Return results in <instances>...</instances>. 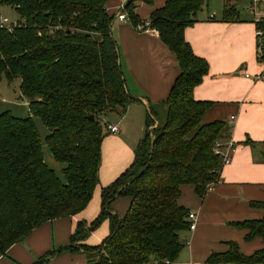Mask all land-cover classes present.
Segmentation results:
<instances>
[{"label":"trees","instance_id":"obj_1","mask_svg":"<svg viewBox=\"0 0 264 264\" xmlns=\"http://www.w3.org/2000/svg\"><path fill=\"white\" fill-rule=\"evenodd\" d=\"M156 1L126 0L123 11L137 32L158 34L179 74L163 116H158L163 121L148 107L133 161L101 189L93 222H78L68 244L57 251L82 254L83 264H174L190 224L189 211L178 203L181 188L189 185L203 199L220 181L223 166L212 148L215 141L229 140L231 127L226 121L203 123L211 103L195 100L193 90L207 75L208 64L184 38L207 0H165L147 22L140 19L136 3L152 7ZM107 2L0 0L19 17L9 28H0V80H19L28 107L25 119L0 114V256L43 224L75 217L87 208L99 183L106 120L122 117L135 102L125 87ZM236 16L225 8L221 20L235 22ZM33 118L49 132L45 144L53 160L65 165L63 180L44 162ZM123 197L129 208L119 217L112 205ZM250 206L264 210V203ZM105 221L108 236L99 245H87L91 232ZM231 225L245 232L246 241L264 242V216ZM42 257L34 264H45ZM206 262L264 264V247L244 255L228 242L225 252L213 253Z\"/></svg>","mask_w":264,"mask_h":264},{"label":"crops","instance_id":"obj_2","mask_svg":"<svg viewBox=\"0 0 264 264\" xmlns=\"http://www.w3.org/2000/svg\"><path fill=\"white\" fill-rule=\"evenodd\" d=\"M164 1L157 0L152 7L136 3V13L147 22L152 10L162 7ZM122 3L125 2L108 0L106 11L113 17L115 41L119 30H125L126 38L118 37L121 68L126 90L135 102L122 117L110 115L106 120L107 125L117 127L118 133L107 131L102 142L98 183L102 188L133 161L141 136L135 140L128 137L131 116L145 122L148 107L158 112L157 117L163 116L164 103L179 74L176 59L155 31L137 32L128 18L126 22L118 21ZM250 5L251 0H207L197 22L184 30L185 41L193 53L208 64L207 75L193 90L195 100L211 103L203 115V123L228 122L229 140L235 151L230 164L223 166L220 181L203 199L191 186L181 188L178 203L195 215V229L182 233L185 247L174 264H209L207 258L213 253L225 252L228 242L236 243L244 255L264 247L262 239L246 241L245 232L231 225L264 216V210L250 206V203H264V64L258 58ZM225 8L236 12L235 22L221 20ZM232 117L234 120L229 123ZM99 208L100 204H95L89 211L90 216L99 213ZM82 213L36 228L22 243L11 246L6 256H0V264H34L50 251L52 231L57 247H65ZM62 254H54L45 261L48 264L85 261L82 254H76L75 259ZM60 258L67 259L59 263Z\"/></svg>","mask_w":264,"mask_h":264},{"label":"rangeland","instance_id":"obj_3","mask_svg":"<svg viewBox=\"0 0 264 264\" xmlns=\"http://www.w3.org/2000/svg\"><path fill=\"white\" fill-rule=\"evenodd\" d=\"M240 12L242 13L244 12V10ZM0 19H7L8 24H12V23L17 22L19 20V17L14 10H12L11 8L7 6H3L0 8ZM115 28L116 27L112 28L113 37H114ZM118 34H119L118 37L121 36V38H126L124 29H120ZM118 37L116 35V42L119 47L120 56L122 57L119 42H118ZM19 84H20L19 80H14L11 84H9L5 78H2L0 80V114L4 112H9L12 116L16 118L25 119L28 117L27 101L24 97L21 96L19 92ZM158 120L160 122L163 121L162 117H158ZM33 122L35 124V127L37 129V132L41 140L45 164L47 165L49 169L55 172V174L57 175L59 179L63 180L62 169L65 167V165L53 160L45 144V138L49 133L48 130L45 128V126L42 124V122L38 118H33ZM127 134H128V137L132 138L133 140H135L137 136H141L140 138H142L144 135V120L142 119L139 120L135 115L131 116V120L128 121ZM101 188L102 187H100L98 184L97 187L95 188L93 196L86 210L79 217L80 220L84 222L86 225H90L97 216L98 212H96L95 216L93 215V217H91L89 211H91V209L94 207L95 204L97 205L100 204L99 190ZM128 208H129V199L124 198V197L117 199L112 205L113 212L117 214L119 217H123L126 214ZM108 233H109L108 223L105 221L101 225H99L98 228H96V230L91 232V234L87 238L86 244L90 246L99 245L102 242V240H104L108 236ZM99 237H103V239L99 240L98 239ZM50 241H51V248L49 249L50 251H48L49 255L54 251L55 252L52 253L50 256H52L55 253L58 254L57 251L62 247L61 246L57 247L53 231L50 236ZM75 255H76L75 253L68 252V253H63L62 257L67 256V258L72 257L75 259L76 258ZM42 258L44 261L48 257L43 255ZM67 258H60L61 260L59 263H61L63 259H67ZM46 262L48 264V261ZM69 264H75V262L73 260H69Z\"/></svg>","mask_w":264,"mask_h":264},{"label":"built area","instance_id":"obj_4","mask_svg":"<svg viewBox=\"0 0 264 264\" xmlns=\"http://www.w3.org/2000/svg\"><path fill=\"white\" fill-rule=\"evenodd\" d=\"M123 2H126L123 0ZM125 3H122L119 7V11L117 14L118 21L126 22L127 17L125 12L123 11V6ZM249 12L252 15V23L254 25V35L256 39V47L258 58L264 64V0H251V5L249 7ZM7 19H0V28H9L12 24H8ZM148 31V30H145ZM234 118L232 117L229 123H232ZM106 130L111 134H117L118 129L114 125H107ZM212 151L214 155L220 157L222 166L230 164L232 160V155L235 151V146L231 140L226 142L215 141L213 144ZM195 215L192 212L188 214L189 231H194L195 223H194Z\"/></svg>","mask_w":264,"mask_h":264}]
</instances>
